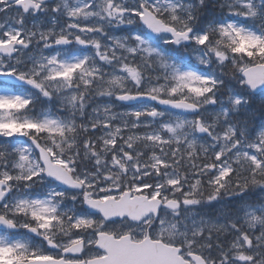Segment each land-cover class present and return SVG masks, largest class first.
Listing matches in <instances>:
<instances>
[{"label":"snow or ice","instance_id":"1","mask_svg":"<svg viewBox=\"0 0 264 264\" xmlns=\"http://www.w3.org/2000/svg\"><path fill=\"white\" fill-rule=\"evenodd\" d=\"M0 264H264V0H0Z\"/></svg>","mask_w":264,"mask_h":264}]
</instances>
